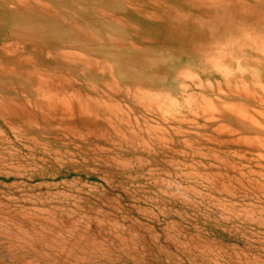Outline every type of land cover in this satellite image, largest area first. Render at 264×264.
<instances>
[{
  "label": "rangeland",
  "instance_id": "374dc122",
  "mask_svg": "<svg viewBox=\"0 0 264 264\" xmlns=\"http://www.w3.org/2000/svg\"><path fill=\"white\" fill-rule=\"evenodd\" d=\"M0 264H264V0H0Z\"/></svg>",
  "mask_w": 264,
  "mask_h": 264
},
{
  "label": "crops",
  "instance_id": "0c3cea01",
  "mask_svg": "<svg viewBox=\"0 0 264 264\" xmlns=\"http://www.w3.org/2000/svg\"><path fill=\"white\" fill-rule=\"evenodd\" d=\"M21 119V118H20Z\"/></svg>",
  "mask_w": 264,
  "mask_h": 264
}]
</instances>
